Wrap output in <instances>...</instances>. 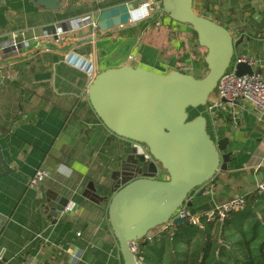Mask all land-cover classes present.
I'll return each mask as SVG.
<instances>
[{
	"label": "crops",
	"instance_id": "0c3cea01",
	"mask_svg": "<svg viewBox=\"0 0 264 264\" xmlns=\"http://www.w3.org/2000/svg\"><path fill=\"white\" fill-rule=\"evenodd\" d=\"M135 1L62 0L60 8L46 9L29 0H0V173L9 168L0 176V264H123L108 206L114 178L119 177L116 171L132 148L141 146L110 131L96 115L88 99L89 71L124 64L161 74L189 64L201 69L192 62V30L169 19L163 27L162 13L131 24L124 34L127 26L94 36L87 26L67 30L69 18L95 16ZM213 8L214 15L206 16L240 41L234 57H250L254 72L264 78V0H214ZM193 9L202 14V0H193ZM60 25V39L52 43L45 32ZM13 31L37 39L11 57L2 47ZM159 34L169 39L165 47L148 39ZM83 61L90 63L89 69ZM194 110L206 117L212 138L229 137V159L227 171L208 184L209 191L189 194L190 211L201 214L237 194L248 196L251 208L228 215L221 227L207 223L199 229L188 222L171 226L172 239L164 232L150 246L162 253L164 264H176L172 253L180 246L189 251L186 264H203L211 252L205 247L213 241L220 247L214 249V264H250L254 256L261 261L264 192L259 197L254 188L264 178V113L243 100L214 113H208L206 105ZM38 169L48 174L32 188L29 180ZM89 182L107 200L87 198ZM64 202L68 207L58 213ZM257 210L262 216H255ZM144 242L138 241L137 256L148 243Z\"/></svg>",
	"mask_w": 264,
	"mask_h": 264
},
{
	"label": "water",
	"instance_id": "95a60500",
	"mask_svg": "<svg viewBox=\"0 0 264 264\" xmlns=\"http://www.w3.org/2000/svg\"><path fill=\"white\" fill-rule=\"evenodd\" d=\"M46 9L61 7L62 0H29ZM162 11L177 23H187L206 49L208 72L202 78L179 70L168 74L124 64L99 71L88 86V99L96 115L113 133L141 146L132 148L123 159L119 175L114 178L113 196L108 206V221L117 240L123 264H140L135 248L137 241L157 226L166 223L191 192L197 195L210 190V183L227 171L228 136L214 139L207 132L203 115L189 119L188 108L206 104L220 77L233 58L235 41L223 25L193 9V0H161ZM137 3H123L100 10L96 27L84 23L89 34L107 33L120 25L127 26L129 10ZM81 34V33H79ZM74 60V59H70ZM73 62V61H71ZM81 63V61H80ZM89 69V62H82ZM254 70L245 62L235 64L237 75ZM4 82L6 79L3 80ZM11 124V123H10ZM233 130V127L231 128ZM165 171L166 179L155 178ZM0 173V176L8 172ZM89 182L84 194L92 201L107 196L96 192ZM67 202L58 213L65 212ZM185 222L173 219L174 224Z\"/></svg>",
	"mask_w": 264,
	"mask_h": 264
},
{
	"label": "built area",
	"instance_id": "2783aa9c",
	"mask_svg": "<svg viewBox=\"0 0 264 264\" xmlns=\"http://www.w3.org/2000/svg\"><path fill=\"white\" fill-rule=\"evenodd\" d=\"M135 2L137 3V5L129 10L127 25L137 24L163 12L161 0H136ZM86 20H89V24L93 25V27H96V19L94 15H82L69 18L65 22L67 30L74 31L80 29L81 27L87 26L84 23ZM156 24L159 25L160 21L156 20ZM119 27L123 28L125 26L120 25ZM60 31L61 25L59 27H54L53 29L46 31L45 34L52 37V43H58L60 39ZM36 39L37 36L35 35L26 37L22 33L13 31L7 45H4L2 48H4V51L8 55L13 57L14 55L19 53L22 47L29 46L30 41ZM238 62H245L249 65L254 64V61L246 55L233 58L229 68L220 77L216 89L212 93L213 99L207 100L205 104L206 111L208 113H214L216 110L224 107L226 104L233 105L236 100H243L247 107L257 110L260 113H264V78L257 72L237 75L235 73V64ZM182 68L186 69L185 67ZM96 74L97 73L94 71H89L90 82ZM47 174V171L38 169L31 176L29 180V186L32 188H36ZM156 174L154 176L155 178ZM254 192L257 194H261L264 192V178L256 183ZM246 205L247 198L244 194H237L229 200L216 205L211 210L205 211L201 214L192 213L186 203H184L172 214V216L166 223L157 226V230L154 233L149 232L144 238L139 241L150 243L154 240V238L160 236V234L164 232H166L169 238L172 239L174 236V232L168 231V228L174 224L173 219L175 218L184 219L185 222H188L191 225H195L199 229H205L207 223H216L217 226L219 225L221 227L228 215L242 211L246 208ZM218 243L225 245L221 239L218 240ZM138 261H142V257L138 256ZM140 264L143 263L140 262Z\"/></svg>",
	"mask_w": 264,
	"mask_h": 264
},
{
	"label": "rangeland",
	"instance_id": "374dc122",
	"mask_svg": "<svg viewBox=\"0 0 264 264\" xmlns=\"http://www.w3.org/2000/svg\"><path fill=\"white\" fill-rule=\"evenodd\" d=\"M162 17H163V27H165V23H164V21L165 20H167V19H169V21H172V22H175L176 23V21H174L173 19H171V18H169V16L165 13V12H162ZM179 25H186V27H188L189 28V30L191 29L192 30V28H191V26L189 25V24H187V23H178ZM137 27V26H136ZM136 27H134V28H136ZM129 28H128V25H127V28L125 29V30H123V32H121V33H126V31L128 30ZM132 29V28H131ZM136 32V31H135ZM137 32L138 33H140L141 32V28H139V27H137ZM187 32H189V31H187ZM148 39H150V40H152V41H154L155 43H161V45H163V47H165L167 44H168V42H169V39L167 38V37H165V36H163V35H158V36H155V37H148ZM189 43L193 46H196V40H195V38L193 37V35H192V32H191V35L189 36ZM197 47V46H196ZM198 48H200V49H202L203 51H204V48L202 47V46H199ZM136 66V65H135ZM176 69H178V68H176ZM202 69V68H201ZM203 70H205V69H203ZM184 72H189L190 74H192V75H196V76H202V73H205L206 72V70L205 71H201L200 69H195L194 70V67H193V69L191 70V69H186V70H183ZM201 72V73H200ZM208 72V71H207ZM213 98H212V94H210L209 95V97H208V99L207 100H212ZM209 130V129H208ZM156 178H158V179H166L167 178V174H166V172L165 171H162V169L160 168V171L156 174ZM264 194V193H263ZM263 194H260L259 195V197H262V195ZM258 195V194H257ZM246 198H247V205H246V208H251L250 206H251V201H249V197L248 196H246ZM255 212V216H258V215H260L261 214V216H262V212L260 211V210H257V211H254ZM259 221V220H258ZM185 222H179L178 224H173V225H171L172 227L174 226V227H176V226H180V227H182V226H185ZM212 224H215L216 225V223H212ZM170 226V227H171ZM171 227V228H172ZM194 229V228H193ZM151 232V231H150ZM174 232V231H173ZM261 232H262V229H261ZM175 234V233H174ZM183 234L184 235H187L188 234V231H183ZM174 238H176V237H174ZM156 239V238H155ZM154 239V240H155ZM153 240V241H154ZM215 241H213V242H211V245H210V243L208 244L207 243V245H206V247H205V250L208 252V248L209 247H211V252H210V255H208V256H205L204 258H207L208 260L206 261V262H204L203 264H214V262H216V256H215V254H214V249H215V247H217L218 248V244L217 243H214ZM152 242H148L147 243V245H150ZM139 244H141V243H139ZM146 245V247H144V249H142L140 252H138V256H143V260L142 261H140L141 263L143 262V264H149V262L147 261V258L146 257H144L145 256V254H146V252H147V248H148V246ZM210 245V246H209ZM229 245V244H228ZM231 246L229 245V248H230ZM218 249H220V247L218 248ZM170 250V249H169ZM196 250V249H195ZM223 251H225V249L223 248L222 249ZM221 251V250H220ZM222 251V252H223ZM187 252H189L188 251V249L187 248H185V247H182V246H180V247H178L177 249H176V252L175 253H172L173 254V257H174V259L176 260V264H186V260H188V257H190L189 255H187ZM221 252V253H222ZM196 254V253H195ZM194 257V256H193ZM194 258H196V257H194ZM263 258V260H261V261H255V260H258V257H256V256H254V260H252L251 262H250V264H252V263H254V264H264V256L262 257ZM263 261V262H262Z\"/></svg>",
	"mask_w": 264,
	"mask_h": 264
},
{
	"label": "trees",
	"instance_id": "16d2710c",
	"mask_svg": "<svg viewBox=\"0 0 264 264\" xmlns=\"http://www.w3.org/2000/svg\"><path fill=\"white\" fill-rule=\"evenodd\" d=\"M202 6H203V8L204 9H207V12H209V14H212V15H214V8H213V6H214V0H202ZM211 19V18H210ZM213 20V19H212ZM214 21V20H213ZM216 22V21H215ZM217 23H219V24H221L220 22H218L217 21ZM222 25V24H221ZM129 26H131V25H128V27ZM127 28V27H126ZM192 35H193V37L195 38V40H196V46H194L196 49H194L193 51H192V55H193V61L192 62H196V63H199L200 64V66H201V68L202 69H200L201 71H205L206 70V72L205 73H202V76H196V75H194L195 77H197V78H202V77H204L206 74H207V71H208V68H207V64H206V62H205V55H206V49L204 48V51L203 52H199L197 49H198V47L200 46L199 45V43H198V39H197V34H196V32L194 31V30H192ZM202 53V54H201ZM196 63H194V64H196ZM193 66L191 65V64H189V65H187L186 66V69H193L192 68ZM178 69H176V70H179V71H181V72H183V73H187V74H190L189 72H184L183 70H186V69H183L182 67H180V66H178L177 67ZM203 69H205V70H203ZM201 73V72H200ZM215 91V90H214ZM204 106V105H203ZM198 107H200V106H198ZM198 107H196V108H198ZM195 108H192V107H189L188 108V112H189V119H192V118H194V117H196V116H198L197 115V113H196V111L194 110ZM204 116V115H203ZM207 130H208V128H207ZM208 132V131H207ZM153 230V229H152ZM151 231V230H150ZM149 231V232H150ZM148 232V233H149ZM147 233V234H148ZM144 245H145V242L143 243ZM148 246V248H147V252H146V254H145V256L144 257H146L147 258V261L149 262V264H164L163 263V256H162V253L161 252H157V249H155L154 247H152V246H150V245H147ZM139 257H142V260H143V256L141 255V256H139ZM143 263V262H142Z\"/></svg>",
	"mask_w": 264,
	"mask_h": 264
}]
</instances>
